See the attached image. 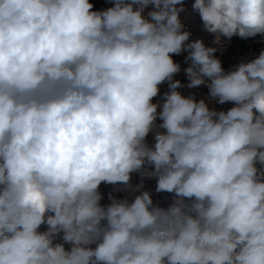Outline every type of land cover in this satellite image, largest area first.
Wrapping results in <instances>:
<instances>
[{
    "label": "clouds",
    "instance_id": "clouds-1",
    "mask_svg": "<svg viewBox=\"0 0 264 264\" xmlns=\"http://www.w3.org/2000/svg\"><path fill=\"white\" fill-rule=\"evenodd\" d=\"M111 2L0 0V264H264V50L214 55L264 35V0H194L218 47L184 0ZM201 85L234 106L178 91Z\"/></svg>",
    "mask_w": 264,
    "mask_h": 264
},
{
    "label": "built area",
    "instance_id": "built-area-1",
    "mask_svg": "<svg viewBox=\"0 0 264 264\" xmlns=\"http://www.w3.org/2000/svg\"><path fill=\"white\" fill-rule=\"evenodd\" d=\"M109 7H112L109 4H100L94 8V10H105ZM152 7H149L147 10H151ZM146 10V11H147ZM196 39H202L206 46L210 47H218L216 44L213 43L214 34H210L207 31L203 30L198 33H191L190 41H194ZM220 50H218L214 55L221 61L222 67L227 72L231 70L235 65H238L241 61H251L254 58H257L261 52L264 50V35H257L253 38L242 39L240 37L233 36L231 40L223 39L222 45L219 46ZM175 60L180 64L181 71L178 73L179 76L176 74L174 75V80H179L183 85H187L186 75L184 73V69L188 67V64L185 63V57L187 56V52H184L180 55H173ZM159 94L157 97H154V103H163V94L168 91V84L167 82L159 85ZM182 95L188 96L190 94L195 95L197 102L203 98V94L205 93L204 90L198 86L196 88L189 89L187 87H181L178 89ZM259 167V165H257ZM132 183L136 184L135 178H132ZM113 195L117 198H124L129 194L123 191L120 192H113ZM129 199H132L129 196ZM109 199L107 200V204L109 203ZM171 201H167L163 203L162 207H167V205Z\"/></svg>",
    "mask_w": 264,
    "mask_h": 264
},
{
    "label": "rangeland",
    "instance_id": "rangeland-1",
    "mask_svg": "<svg viewBox=\"0 0 264 264\" xmlns=\"http://www.w3.org/2000/svg\"><path fill=\"white\" fill-rule=\"evenodd\" d=\"M91 3L94 4V8L100 4H109L111 6H113L111 0H90ZM194 3V0H184V5L186 7V12L181 13L180 15V19H181V23L185 26L186 30L190 31V33H198L203 31V21L199 15V13L195 10H193L192 8V4ZM149 7H152L151 5ZM94 10V9H93ZM237 37V36H235ZM173 60L174 62L178 63L174 56H173ZM179 76V74H177ZM188 83L187 77L185 79ZM205 93L208 94V89L206 86L201 85L200 86ZM208 97V96H207ZM154 103V99L152 101ZM210 108H215L217 111L223 110V111H227L229 110L231 107L234 106V103L232 102H227L223 105L219 104L218 102L211 100L209 103ZM157 123H162V121H160L159 119L157 120ZM163 131V130H161ZM148 143L151 145L154 143L153 137L150 134L147 138ZM132 178H135V182L139 183V175L138 174H133ZM155 188H156V180L152 179V180H145V188L144 190H148L151 191L152 193V199L154 202H158L160 205H162L163 203L167 202V201H171L172 199V194L170 193H156L155 192ZM100 192L102 193L103 199L101 201V204H107V200H108V195L110 192L113 193V186L112 185H106L104 183H102L100 185ZM40 231H45L46 230V225H42L41 228L39 229ZM57 243L62 242L61 240H57ZM65 248L68 249L70 248V245H65Z\"/></svg>",
    "mask_w": 264,
    "mask_h": 264
},
{
    "label": "bare ground",
    "instance_id": "bare-ground-1",
    "mask_svg": "<svg viewBox=\"0 0 264 264\" xmlns=\"http://www.w3.org/2000/svg\"><path fill=\"white\" fill-rule=\"evenodd\" d=\"M208 94L207 93H204L203 94V98L206 99V102L210 103V101L208 100ZM158 103V102H157ZM210 107V106H209ZM157 111H160V108L157 109Z\"/></svg>",
    "mask_w": 264,
    "mask_h": 264
}]
</instances>
